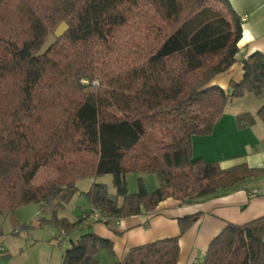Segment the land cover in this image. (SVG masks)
<instances>
[{
  "label": "trees",
  "instance_id": "1",
  "mask_svg": "<svg viewBox=\"0 0 264 264\" xmlns=\"http://www.w3.org/2000/svg\"><path fill=\"white\" fill-rule=\"evenodd\" d=\"M216 7L224 27L214 29L211 20L185 28ZM62 22L69 29L38 55ZM240 36L228 0H0V212L34 203L36 225L53 223L67 234L93 208L104 223L115 222L169 197L211 195L264 173L246 163L221 168L192 154V136L211 134L234 98L262 99L257 116L264 123L261 52L242 59V78L228 90L213 84L235 62ZM237 123L249 126L253 117L239 114ZM41 167L57 176L35 185ZM128 173L153 174L159 185L147 192L139 181L129 193ZM105 174L115 194L93 183L84 192L87 214L73 222L57 216L79 179ZM198 217L179 218L177 236L132 247L113 264H177L179 237ZM263 237L264 215L228 222L198 264H264ZM102 249L113 253L109 240L82 233L64 250L62 264H99L95 254Z\"/></svg>",
  "mask_w": 264,
  "mask_h": 264
},
{
  "label": "crops",
  "instance_id": "2",
  "mask_svg": "<svg viewBox=\"0 0 264 264\" xmlns=\"http://www.w3.org/2000/svg\"><path fill=\"white\" fill-rule=\"evenodd\" d=\"M228 2L240 18L241 36L237 42L238 51L235 55V62L229 69L213 79V84L225 90L229 89L231 81L241 80L243 58L254 51H259L264 55V0H228ZM262 103L263 100L256 98L252 93H246L227 103L211 134L192 136L193 157H200L206 162H217L221 168L246 163L249 167L264 170V123L257 116ZM242 113H249L253 117L251 125L245 127L238 125L237 116ZM134 174L137 177V187L135 181L132 180L133 176H129L130 188L134 190V192L128 190L129 193L138 191L139 181L143 183L147 192L153 191L159 185L158 180L152 176L153 174ZM89 179L92 182L87 185L86 189L77 190L76 188L74 195L86 192L93 183H103L98 181L99 177H89ZM110 191V194H115L116 189ZM118 201L121 203L122 198L119 197ZM65 204L57 211V216L58 212L65 208ZM90 207L87 202L79 218L87 214ZM38 212H40L39 206ZM195 213H199L197 221L179 237L177 264L201 262L211 240L228 222L243 224L264 215V173L257 177L243 179L233 187L219 189L211 195L184 201L169 197L160 201L152 211L142 210L137 215L121 218L115 222H91L86 219L81 229L66 234L70 242H68V247L82 233L92 232L109 240L113 246V253L102 249L95 254V259L99 264H113L132 247L157 239L177 236L179 234L178 219ZM0 238H2L0 245H3L4 236ZM27 243L28 241H24V244Z\"/></svg>",
  "mask_w": 264,
  "mask_h": 264
},
{
  "label": "rangeland",
  "instance_id": "3",
  "mask_svg": "<svg viewBox=\"0 0 264 264\" xmlns=\"http://www.w3.org/2000/svg\"><path fill=\"white\" fill-rule=\"evenodd\" d=\"M219 11L220 9L216 7L213 15L208 11L199 13L192 21H189L185 25V28L190 29L211 20H213L211 24L214 29L222 28L225 26V23L222 21L221 15H217ZM1 54L0 51V57ZM55 176L56 172L41 167L34 175L32 182L35 185H40L46 179L54 178ZM129 176H133L132 180L135 181L136 187L137 177H135L134 173L126 175L128 190L129 192H134L129 185L131 183L128 181ZM152 176L157 180L155 175ZM98 177V181L106 185L108 193L111 192V189H114L111 174ZM91 182L89 177L79 179L76 183V188L77 190L86 189L87 185ZM86 206L87 198L83 192L76 195L73 194L66 202L65 208L58 212V217L65 216L72 222L76 221ZM38 214V205L34 203L21 206L11 212H0V237L4 236V244L0 245V264H62V255L66 247H68L69 240L66 234L58 239L61 231L53 223H47L42 226L36 225ZM44 217L50 218V214L48 212L44 213ZM24 224L31 225L32 227L23 228L22 225ZM14 231L17 232L14 233ZM1 240L2 238H0ZM24 241H28V243L24 244Z\"/></svg>",
  "mask_w": 264,
  "mask_h": 264
},
{
  "label": "water",
  "instance_id": "4",
  "mask_svg": "<svg viewBox=\"0 0 264 264\" xmlns=\"http://www.w3.org/2000/svg\"><path fill=\"white\" fill-rule=\"evenodd\" d=\"M69 29V26L62 22L60 25L51 33L47 34L46 41L40 48L38 55H43L49 51V49L56 43L57 39L63 36V34Z\"/></svg>",
  "mask_w": 264,
  "mask_h": 264
},
{
  "label": "built area",
  "instance_id": "5",
  "mask_svg": "<svg viewBox=\"0 0 264 264\" xmlns=\"http://www.w3.org/2000/svg\"><path fill=\"white\" fill-rule=\"evenodd\" d=\"M87 219L91 222H105L107 220V218L99 210L95 208L92 209ZM64 235H65V232L61 231V234L58 237V239H60Z\"/></svg>",
  "mask_w": 264,
  "mask_h": 264
}]
</instances>
